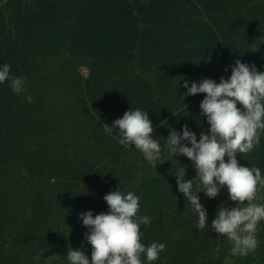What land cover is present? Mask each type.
Here are the masks:
<instances>
[{
  "label": "trees",
  "instance_id": "obj_1",
  "mask_svg": "<svg viewBox=\"0 0 264 264\" xmlns=\"http://www.w3.org/2000/svg\"><path fill=\"white\" fill-rule=\"evenodd\" d=\"M260 35L264 0H0V63L25 77L27 87L18 95L0 84V264H68L71 247L90 256L78 213L106 212L103 195L116 187L138 195V215L151 218L140 226L142 242L166 245L153 264H210L229 253L226 237L194 227L190 204L177 191L171 173L180 163L184 179L197 180L186 157L178 162L165 151L170 161L153 168L103 128L140 107L162 146L163 120L178 130L187 123L199 135L207 128L202 116L196 124L205 94L183 99V79L227 77L225 67L237 58L264 70V43L251 50ZM69 63L72 70L80 64L78 78L65 76L67 88L58 91L57 67ZM43 70L50 71V90L34 80ZM237 159L264 174V133ZM261 192L257 203H264ZM198 195L209 222L221 201L235 204L226 188L212 199ZM257 238L264 240V221Z\"/></svg>",
  "mask_w": 264,
  "mask_h": 264
},
{
  "label": "clouds",
  "instance_id": "obj_2",
  "mask_svg": "<svg viewBox=\"0 0 264 264\" xmlns=\"http://www.w3.org/2000/svg\"><path fill=\"white\" fill-rule=\"evenodd\" d=\"M259 37L252 42L251 50L258 51L264 43V35ZM229 69L230 74L221 75L219 80L205 76L198 80L183 79L182 87L186 89L180 94L183 99L205 94L199 102L196 124L203 123L199 118L202 116L207 128L199 135L187 123L178 130L163 120L160 123L168 127V134L163 136L162 146L152 135L154 128L148 111L140 107H130L110 124L105 123L103 131L126 148L134 146L153 168L158 163L170 161L165 158V151L177 160L180 156L186 157L196 171V182L192 178L184 179L185 164L180 163L171 174L176 178L177 191L187 199L196 217L194 227L198 231L211 229L218 236L226 237L229 254L245 257L254 253L260 243L257 230L264 221V203L255 201L260 199L259 189L264 188V174L259 167L241 164L237 155L250 153L261 143L264 70H258L254 62H243L239 58L224 70L228 72ZM5 82L13 93H27L26 78L12 75L9 63H0V84ZM23 99L28 103L33 101L30 94ZM136 180L142 182V176L138 174ZM224 188L227 200L235 204L226 207L221 201L215 209V217L209 222L207 208L200 202L198 193L212 199ZM103 200L108 206L106 212L94 215L93 209H87L78 213L87 229L84 238L91 245V253L89 256L83 248L71 247L66 253L68 264H153L159 260L165 243L142 242L140 226L150 224L151 218L138 215L140 197L133 191L123 192L116 187L105 193ZM212 251L218 256L219 245Z\"/></svg>",
  "mask_w": 264,
  "mask_h": 264
},
{
  "label": "rangeland",
  "instance_id": "obj_3",
  "mask_svg": "<svg viewBox=\"0 0 264 264\" xmlns=\"http://www.w3.org/2000/svg\"><path fill=\"white\" fill-rule=\"evenodd\" d=\"M80 65V64H79ZM75 65L73 70L71 69V63L66 66L59 65L56 70V76H58V83H55L57 85V90H63L67 88V85L65 82V76H68L70 79H77L78 78V66ZM87 67L86 66H80L79 71L83 74L87 73ZM49 70H43L38 74L34 75V80L37 83V86L44 87L45 89L50 90V85L48 84L50 80H47L45 77L48 76ZM53 91V90H52ZM261 190H264V188H261ZM262 192L260 193V198L262 199ZM210 264H264V240L261 241L254 253H250L248 256L245 257H233L229 253H224L220 258H214Z\"/></svg>",
  "mask_w": 264,
  "mask_h": 264
}]
</instances>
